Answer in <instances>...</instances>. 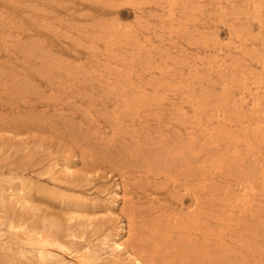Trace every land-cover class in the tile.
Listing matches in <instances>:
<instances>
[{"label":"bare ground","instance_id":"1","mask_svg":"<svg viewBox=\"0 0 264 264\" xmlns=\"http://www.w3.org/2000/svg\"><path fill=\"white\" fill-rule=\"evenodd\" d=\"M109 2L132 6L135 24L117 16L90 28L74 23L69 33L82 45L97 38L100 70L61 63L45 49L43 32L27 22L44 18L33 8L20 9L26 17L0 12V129L24 124L26 114L45 129L63 124L85 167L112 176L109 206L122 203L126 221L112 213L117 224L96 233L78 207L66 211L74 198L0 168V264H264V0L240 1L247 7L226 24L225 41L210 20L194 21L210 4L216 21L231 1ZM191 22L200 27L193 56L181 42ZM65 29L56 25L54 34ZM151 31L161 33L157 46ZM173 46L168 63L160 52ZM185 72L209 91L178 85ZM72 173L54 157L44 175L60 181ZM52 191L53 208L40 196Z\"/></svg>","mask_w":264,"mask_h":264},{"label":"rangeland","instance_id":"2","mask_svg":"<svg viewBox=\"0 0 264 264\" xmlns=\"http://www.w3.org/2000/svg\"><path fill=\"white\" fill-rule=\"evenodd\" d=\"M228 1H231V3L228 4L226 8L227 13L222 12L221 14L224 15L218 17L216 21L213 20L216 11L215 9H213L215 5L211 4L208 7L207 11L203 13L204 17L202 15L200 17H197V19L195 18L194 21V23H197V21L200 20V22L202 23L203 21L207 22L208 20H210L209 24L212 23V28H210V30L213 31V29H216L219 41H225L226 39H228L229 34L227 27H225L226 24L232 22V19L235 16H242L244 9L247 7L244 3L240 2L241 0ZM104 2H109V0H4L3 4H1L2 2H0V12L5 11L7 13L9 11V15H19L22 17H26L25 12L20 13V9L33 8L37 11L40 17L44 18L39 22H27L31 23L32 29L30 30L32 33L36 30H39L41 33L43 32V35H41L40 37L42 38L43 36L44 38V42L46 44L45 49L51 48L53 50V53L56 52L55 56L59 57L58 60L61 61V63H67L68 65L71 64L72 66H77L78 63L79 65L89 64V66H94L95 68L100 70L101 66L99 65H102L100 63L105 59V54H99L97 56V52L99 53L104 51H101V47L96 46V43H100L97 38H93V41L90 40L91 42H87L82 45V43H75L74 40L72 41L69 33L72 27L71 25L74 23L78 26L85 25L90 28L91 23L94 24V20L97 23L105 20L111 21L113 20V18L117 19V16L118 21L123 20L120 21L122 24H135V14L132 6L127 5V3L116 5L109 2V5L107 3L103 4ZM188 2H190L189 6L191 7L195 5L193 2H191V0H188ZM32 3L38 4L40 9L38 7L36 9V7L32 6ZM15 18L18 19L19 17L15 16ZM201 19L203 20L201 21ZM149 23L153 24L155 23V21H150ZM39 24L43 25L45 28ZM56 25L63 29L66 28L65 32L63 34L57 33L55 35L54 31ZM65 25H69V27L67 28V26ZM191 25L193 26V22H191ZM46 26H48L51 30L46 29ZM199 29L200 27L196 28L194 26L192 27V30L188 28V30L191 31V35H189V38H185L184 40L179 39L180 41L182 40L181 42L182 44H184L183 49H187V53L191 52V56L196 53L197 43L195 44L194 35H197ZM252 33L256 34L255 28ZM160 34V32L154 33L153 31L148 34L149 37L154 40V44L156 46L158 45L157 38L158 36H160ZM65 36H67V39L65 38ZM211 41H213V39ZM49 43L52 45L50 46ZM87 45H91V47L85 48V46ZM173 47H171L170 49L172 51V54H169L171 53L170 50L160 52L163 53V60L168 61V63H170L173 55L177 54L176 52H174L177 47ZM90 48H93V51L91 53H87V50ZM94 50H96V54L92 55ZM199 51V56L202 58V46L199 47ZM128 53L129 51L124 52L125 55H127ZM91 56L92 60L90 58ZM106 57L107 60L105 62H110L108 60V56ZM96 58H101V61H99L98 64ZM156 58H158V56ZM0 60H5V56ZM89 60L90 62L92 61L91 64L89 63ZM143 61L151 62L152 65H155L154 59L141 56L139 62L143 63ZM160 61L162 62V60L158 58L157 62ZM161 65H164V63L162 62ZM198 68H200V66ZM77 80L78 79L75 78L73 79V82H76ZM200 83L201 82L199 79L191 77V75L187 74L186 72L183 78L178 81V85L183 86L185 89H194L199 93L201 92V88H205L206 92L207 90L209 91V86L206 82H204L202 85ZM44 86L45 81L43 79L41 88L44 90L42 92H46L48 94V90ZM28 90L31 89L27 88L26 91ZM26 93H28L27 95L30 94L28 96L29 99L35 98V93L33 91ZM4 99L5 98L2 99L0 97L1 102H3ZM41 103V107L43 108L42 105L44 104V101ZM5 113V108L0 107V118ZM38 115H40V117H44L41 113L35 114V116ZM21 120H23L24 124H14L10 128L0 129V168H2L4 171L7 170L6 168H12V172L14 174L13 176H17V179L20 178L25 184L29 183L31 180V182H34L31 185L41 184L45 188L47 187L48 189L52 188L53 190H57L62 195L64 194L66 198H74L75 201H73V207L67 206L66 211L75 209L77 210L79 208L78 211L80 210L82 213H85L90 218H92L93 224H91V227H93L92 230L96 233H101L102 231H104L105 227L108 228L110 226V223H112L113 225L117 224V221L112 220V213L116 217L118 214V221H126V214L119 213V206H121L122 203L119 202L118 206L114 208H111L109 206V200L111 199L110 191L113 188V178H111L112 176L109 174H104L102 172V168L99 170H94V168L91 169L88 166L85 167L87 158L83 157V155H81L82 153H80L82 147H77V145L73 144V142L68 138L69 135L65 133L64 128H62L63 124L58 125L60 127L62 126L61 130L63 131H56L54 130L55 128H50V130L48 128L45 129L46 126L38 127L33 121L31 115L28 116L26 114L21 118ZM48 130H50L51 132ZM52 130L54 132H52ZM84 146H91V144L87 143ZM54 157L67 160V163L73 170V175L71 174L65 177L61 176L62 179L60 181L59 178H57V181H53L48 176L44 175L48 160ZM17 179H14L13 181L18 183ZM159 191L163 190L160 189ZM54 192L55 191L40 195L45 200L44 204L46 203L45 205L47 206L50 205L49 207L51 208H53L54 206V201H51L53 197L50 194H54ZM134 196L137 197V194H135ZM138 196H141V194ZM54 209L61 208L57 207Z\"/></svg>","mask_w":264,"mask_h":264}]
</instances>
